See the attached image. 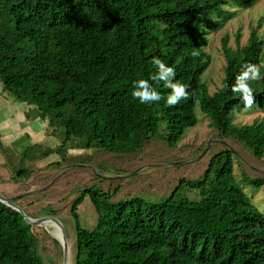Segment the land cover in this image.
Returning <instances> with one entry per match:
<instances>
[{
    "label": "trees",
    "instance_id": "obj_1",
    "mask_svg": "<svg viewBox=\"0 0 264 264\" xmlns=\"http://www.w3.org/2000/svg\"><path fill=\"white\" fill-rule=\"evenodd\" d=\"M258 1L0 0V83L15 101L32 108L34 118L47 120L53 128L49 134L65 130L59 153L94 149L92 157L106 152L120 160L137 157L141 164L157 153H179L177 143L198 123L197 106L215 132L209 135L222 142L210 145L198 177L180 178L159 203L131 192L117 198L123 180L95 176L99 183L93 187H72L71 194L80 193L69 210L73 264H264V209L244 191L247 185L264 189L259 166L264 118L234 124L241 109L264 113V17L251 27L246 44L240 45L239 31L235 48L227 36L221 39L220 88L211 94L203 83L212 63L205 51L209 33L221 28L229 9H251ZM212 13L220 23L209 18ZM154 57L175 68L187 99L167 105L171 89L150 79L157 72ZM247 64L259 66L261 77L247 81L254 97L250 108L241 93L232 91ZM138 79L148 80L163 98L148 104L134 99L132 85ZM56 152L49 149L46 156ZM78 159L81 166L88 163L84 155ZM59 160L47 170L54 172L66 158ZM99 170L105 175L109 170L111 177L128 171L121 166ZM29 173L25 169L17 177L26 180ZM104 183L109 187L103 189ZM184 189L198 191L200 200L178 197ZM86 198L95 213L92 229L78 212ZM40 214L56 216L52 204ZM25 223L0 203V264H44Z\"/></svg>",
    "mask_w": 264,
    "mask_h": 264
},
{
    "label": "rangeland",
    "instance_id": "obj_2",
    "mask_svg": "<svg viewBox=\"0 0 264 264\" xmlns=\"http://www.w3.org/2000/svg\"><path fill=\"white\" fill-rule=\"evenodd\" d=\"M264 17V0H259L258 3L251 9L241 10L229 9V14L223 18V24L219 30L211 31L208 35L209 43L205 48V51L212 56L211 67L204 74L203 83L208 87L209 92L213 94L216 92L221 85V81L224 77L223 68L225 66L223 55L220 51L221 39L224 36L229 38V45L233 48L236 47V35L238 31L240 32V45H244L250 34L251 27L256 26L257 21ZM209 18L211 20H217L221 22L219 17H216L215 13H212ZM261 31V30H260ZM5 101V100H4ZM195 114L198 119V123L195 128L188 129L185 134L177 143L176 147L179 153H170L166 156L162 153L155 154L152 159L148 158L147 163H139L137 157L131 161V157L121 159L117 154H110L101 152L98 155L93 156L94 149L90 150H80L77 149L73 151V154L69 153L67 148L63 152L59 153L60 147L62 146L63 140L65 138V130L62 135V139L59 141L54 149L57 155L49 156L47 159L43 160L41 164L50 165L59 160L61 157H65L64 165H57L58 172L57 175L54 172H49L48 170L42 169L40 175H37L31 183H25L23 185L12 184L14 191L17 196H22L25 191H34L33 195H27L25 198H21L18 201V206L21 207L27 217L31 219H36L41 217L40 211L46 205L52 204L53 209L56 213V218L60 219L63 224L65 231V239L68 246V260L67 264H73V256L75 253V237L72 227V222L69 216V210L73 200L80 194H71V188L76 187L79 190L93 187L95 183H99L96 177L100 175L102 179L108 180H123L120 185L122 187V193L117 196L122 197L129 193L130 196H140L147 202L159 203L164 200L163 195H170L174 188L177 186L180 178H191L194 179L199 176L201 170L205 168L204 157L208 152L210 145L214 142H221L214 138L212 131L214 130L209 126V120L206 119L200 112L198 106L195 109ZM264 118V113L258 109L246 110L241 109V111L236 115L234 124L237 127L244 125H252L255 121H261ZM50 132L53 128L48 129ZM60 130V129H59ZM58 130V131H59ZM57 131V132H58ZM215 133V132H214ZM51 135V134H50ZM53 136V135H52ZM211 142V143H210ZM210 143L207 151L206 147ZM194 145L191 149H184V145ZM153 145H150L152 147ZM163 148L168 147L166 143L162 145ZM79 155H84L88 158V163L86 166H81L78 159ZM55 159L54 161H51ZM128 160V161H127ZM200 161H202V166L197 168ZM60 163V160L58 161ZM36 166V165H35ZM64 166V168H63ZM111 166H121L127 173L117 176V177H127V178H117L111 175L109 170L101 173L99 169L110 168ZM250 166V165H249ZM260 168L264 169V158L262 163L259 164ZM97 168V169H95ZM259 168V169H260ZM237 169V168H236ZM15 171V169L13 168ZM257 170V169H255ZM16 171H19L18 169ZM258 171V170H257ZM259 172V171H258ZM264 174V171L262 172ZM15 176V172L11 173ZM235 175L239 176V171L236 170ZM54 176H56L54 178ZM96 176V177H95ZM257 177L256 174H254ZM16 178L17 174H16ZM52 180V181H51ZM9 183V181H5ZM119 184L115 182L113 185ZM9 185L2 184L3 188H8ZM69 186V187H68ZM119 186V185H118ZM109 187V183H104L102 188L106 189ZM45 189L44 191H42ZM244 191L248 197L252 198V201L261 209H264V189H256L251 185L244 187ZM7 193L1 192L0 197ZM178 197H188L192 201H199L201 194L198 191L191 189L180 190L177 194ZM6 198V197H4ZM81 205L85 207L87 214L92 216V210L90 206V201L86 198ZM80 205V206H81ZM85 212L84 209H81ZM93 221V220H92ZM89 222L87 227H91L93 222ZM26 224V223H25ZM29 225V224H28ZM27 226V225H26ZM30 233L33 238V246L38 251L44 264H63V253L62 245L60 243V232L56 225L53 223H43L41 226H36L30 224Z\"/></svg>",
    "mask_w": 264,
    "mask_h": 264
},
{
    "label": "crops",
    "instance_id": "obj_3",
    "mask_svg": "<svg viewBox=\"0 0 264 264\" xmlns=\"http://www.w3.org/2000/svg\"><path fill=\"white\" fill-rule=\"evenodd\" d=\"M32 112V108L28 105L15 101L0 83V189L2 193H7L3 195L6 198L17 197L12 184L31 183L37 175L43 173L41 172L42 169L47 170L48 165L41 163L47 159V151L49 149L54 150L59 145L60 139L63 138V129H60L53 136L50 135L47 120L34 118ZM50 156H55V154ZM58 161L55 160L53 164L59 163ZM17 169L19 171L25 169L30 171L28 178L26 180L16 178V174L19 172L16 171ZM12 172H15L13 178ZM54 174L57 175L55 171ZM5 181H9V183ZM2 184L9 186L3 188ZM37 190L30 189L25 193L26 195H33L34 191ZM80 205L78 206L80 219L84 222L83 216H86L89 217L88 223L93 220L91 227H89V229H92L95 226L93 207H91V216L90 213L87 214L89 211ZM81 209H84L85 212Z\"/></svg>",
    "mask_w": 264,
    "mask_h": 264
},
{
    "label": "clouds",
    "instance_id": "obj_4",
    "mask_svg": "<svg viewBox=\"0 0 264 264\" xmlns=\"http://www.w3.org/2000/svg\"><path fill=\"white\" fill-rule=\"evenodd\" d=\"M152 63L156 66L157 72L152 75L150 79L154 82L163 81L164 87L171 89L167 96V105L175 106L182 99H187V86L175 80V68L167 66L161 59L156 57L153 58ZM249 79H261L259 66L252 64L245 65V70L236 78V83L232 86L233 92L242 94V100L246 108H250L254 103L253 90L247 83ZM132 87L133 98L139 100L141 104L158 102L163 98L161 94L152 87L148 80L138 79L133 82Z\"/></svg>",
    "mask_w": 264,
    "mask_h": 264
},
{
    "label": "water",
    "instance_id": "obj_5",
    "mask_svg": "<svg viewBox=\"0 0 264 264\" xmlns=\"http://www.w3.org/2000/svg\"><path fill=\"white\" fill-rule=\"evenodd\" d=\"M211 143V142H210ZM210 143L207 145L206 147V151L210 145ZM222 143V142H221ZM234 154H236L234 152ZM100 176V175H98ZM121 178H127V177H121ZM45 189H43L42 191H44ZM27 197L26 194L22 195V196H17L15 198H4V197H0V203L4 204L5 206L11 208L12 210L16 211L17 213H19L23 219L26 221L27 224H32V225H36V226H41V224L43 223H54L60 232V243L62 245V253H63V264H67V260H68V246H67V242L65 239V231H64V227L63 224L61 223L60 219L53 217V216H42L36 219H31L29 217H27V215L24 213L23 209L21 207H19L16 203L13 202V200H16L18 198H25Z\"/></svg>",
    "mask_w": 264,
    "mask_h": 264
},
{
    "label": "bare ground",
    "instance_id": "obj_6",
    "mask_svg": "<svg viewBox=\"0 0 264 264\" xmlns=\"http://www.w3.org/2000/svg\"><path fill=\"white\" fill-rule=\"evenodd\" d=\"M88 218L89 217H86V216H83V221L85 222V224L88 225ZM54 224V223H53ZM55 225V224H54ZM61 237V235H59V238Z\"/></svg>",
    "mask_w": 264,
    "mask_h": 264
}]
</instances>
